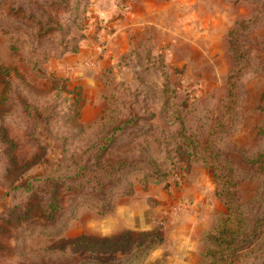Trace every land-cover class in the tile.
<instances>
[{
    "label": "rangeland",
    "instance_id": "rangeland-1",
    "mask_svg": "<svg viewBox=\"0 0 264 264\" xmlns=\"http://www.w3.org/2000/svg\"><path fill=\"white\" fill-rule=\"evenodd\" d=\"M0 264H264V0H0Z\"/></svg>",
    "mask_w": 264,
    "mask_h": 264
}]
</instances>
